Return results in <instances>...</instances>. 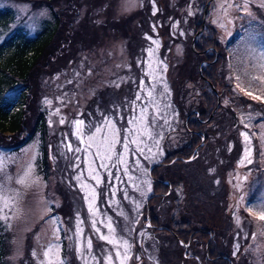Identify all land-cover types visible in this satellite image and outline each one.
I'll return each mask as SVG.
<instances>
[{
    "label": "rangeland",
    "instance_id": "obj_1",
    "mask_svg": "<svg viewBox=\"0 0 264 264\" xmlns=\"http://www.w3.org/2000/svg\"><path fill=\"white\" fill-rule=\"evenodd\" d=\"M89 1L0 0V8H13L16 12L15 24L20 23L31 34L41 29L44 20L52 18V9L59 11L62 15L61 30L65 33L59 35L56 42L62 43L70 35L68 32L72 17L68 18V15H73L71 9L76 11L80 8L81 16L85 17L90 6ZM98 1L101 0H94V3L98 4ZM105 1L104 6L109 5V0ZM143 1L116 0L118 14L126 15L127 25L136 30L126 38L137 41L133 57H129L126 52V39L118 41L119 35L112 31L106 35L96 33V36L83 33L81 38L86 39V47L82 43L81 48L75 51L74 45V50L69 55L65 56L66 52L65 57L52 60L55 65L52 70L43 68V60L49 58L47 52L39 67L33 71L29 100L31 106H25H34L37 114L40 112L43 115L46 133H38L18 151H11L12 147L0 145V209L3 210L0 211V216L9 217L7 222L0 220V223L11 235V239H8L11 249H8L6 264H41L45 260L43 252L50 244L60 246L64 264H82L77 259L75 249L84 245V238L87 237L92 239L93 254L102 256L103 252L112 249V245L98 239L91 222L96 219V227L106 234L107 228L99 223V220L106 217L112 218L117 236L132 244L131 259L127 264H196L192 258H185L183 248L175 240L165 238L170 236L169 233L155 232V236L161 239L157 243L143 222L146 218V203L155 186L149 175V168L188 144L189 135L185 130L188 116L181 115L179 110L173 108L169 59L172 62L175 57L183 60V43L189 41L188 35L194 32L191 21L203 12V8L199 5L201 0H171L183 4L170 14V0ZM244 3L245 0H215L209 12L210 22L216 28L218 38L228 55L226 64L219 70L223 75L218 91L222 108L229 110V119L221 125H214L215 134L211 135L208 146L213 152L209 150L208 153V148L205 151L202 149L200 157H195L192 161H172L155 168L153 175L167 184L170 183L174 188L168 199L153 198L150 208L152 216L162 225L173 226L172 218L175 222L187 220L192 222V228H212L217 234L222 232L223 227L231 228L228 217L234 221L236 219L237 237L245 239L247 233H255L254 238H250L253 240L252 244L241 253L239 261L243 264H264V220L260 219L261 213H264V67H261L264 65V7L261 6L264 0H248L247 10L243 8ZM161 6L165 9L166 17L159 22L162 18L159 15ZM140 7H144L141 13ZM118 14L115 13V16ZM133 14L134 19H129ZM104 17L105 15L98 17V22H103ZM171 25L173 31L170 34ZM106 26L115 27L114 24ZM162 29L166 39L171 38V42L164 41ZM3 37L2 35L0 40ZM174 37L183 38V43L174 42ZM154 40L159 42L158 46L153 43ZM170 43L175 44L173 52L170 50L163 55L161 48ZM149 49L153 50L152 56H149ZM150 65L154 70L153 76L146 75ZM164 65L167 66L166 71H163ZM141 80L145 85L144 90L140 88ZM153 86V96L150 99L147 90ZM184 87L186 89L180 90L177 98H182L183 102L188 90L186 112H195L196 106L201 103L202 91L194 82ZM137 92H140L141 100L135 99ZM120 94L126 95L128 106L132 109L127 113L122 110L123 113L118 115L104 114V101L108 98L121 106ZM95 95L98 99L94 103ZM253 96L260 98L253 99ZM145 107L147 112L144 115L147 118L146 123L149 124L151 138L146 134L139 136L143 141L141 146L145 148L144 155L125 153L132 179L129 180L124 174L123 165H119V172L116 167H112L113 175H119L121 179H113L111 185L114 187H110L108 172L100 169V162L96 160L95 167L103 180L97 186L88 175L92 157L83 151L87 145L81 143L75 135L77 129L74 121H84L83 138L87 141L95 127L103 125L107 117L121 129L120 136L123 140L124 128H142L138 118L141 116V109ZM110 111L112 110L108 108L107 112ZM230 111L236 113L235 120ZM134 117L137 120L129 125L128 120ZM61 119L64 120L63 124L60 123ZM28 127L30 129L33 126L29 124ZM5 133L11 134L8 141L10 144L23 136V132L21 135L19 132ZM242 133L249 136L250 143ZM156 141H159L158 147ZM0 143H6L1 133ZM69 144L72 151L67 147ZM43 146L49 148L51 164L46 170L48 172L42 175L37 159ZM77 147L81 149L80 152L75 151ZM116 147L117 151H122L121 145ZM135 147L130 145L131 149ZM149 148L152 149L151 152H148ZM248 150L251 152L250 156H246ZM90 151L94 153L95 148ZM249 159L251 163H248ZM136 160L140 161L139 167ZM29 169L26 184L17 183ZM80 174H83V181L96 188V207L99 209L96 217L89 212L88 203L83 198L85 193L80 189V182L75 179ZM145 181L150 183V191L149 183ZM221 186L224 190L229 188L227 192L232 200L231 208H238L233 216L226 211L224 200L218 199V196L223 195L219 193ZM113 191L116 192L115 196L112 195ZM125 192L128 199L124 198ZM251 197H254V201L247 206L246 202ZM65 199L67 207L69 203L67 215L56 213L54 210L60 209ZM5 201L8 203L7 208L4 206ZM137 204L140 205L139 208L136 207ZM80 221L83 223H79ZM78 223L83 229L84 238L77 235ZM141 251L147 252L146 261L143 260L142 253H139ZM33 252L36 253L35 256ZM243 254L245 255L242 256ZM200 260L202 264H206L205 259ZM89 264L94 262L89 260ZM116 264L119 262L116 261Z\"/></svg>",
    "mask_w": 264,
    "mask_h": 264
},
{
    "label": "trees",
    "instance_id": "obj_2",
    "mask_svg": "<svg viewBox=\"0 0 264 264\" xmlns=\"http://www.w3.org/2000/svg\"><path fill=\"white\" fill-rule=\"evenodd\" d=\"M209 1L210 4L205 28L202 32L198 33L203 26L205 6ZM214 1L215 0H201L199 5L203 8V12L199 13L198 16L191 21V26H193L194 32L193 34L188 35L189 41L183 43L181 41L183 38H173L174 42L177 41L178 44H185V51L182 54L184 55L183 60L179 57H175V60L173 59L172 62V60L169 59L173 108L179 110L181 115L186 114L187 117L190 114V116L187 125L185 124V130L189 135L188 144L168 154L167 157H169V159L172 157H191L197 146H200L198 152L199 155L197 156L200 157L202 154L200 151L202 149L205 151L208 148L211 143V135L213 136L215 134L213 129L215 128L214 125L217 123H220L221 125L224 121L227 122L229 119V110L228 108H222L221 101L218 104L217 93L214 89L216 88V90H218V85L221 82L223 75L219 70H221L222 65L224 63L226 64V61L228 60L226 50L218 38L217 30L210 22L209 12ZM107 3H109V5L104 6L106 4L105 0L98 1V4L94 3V0H90L88 3L90 6L87 8L85 17L84 15L81 16L82 10L80 8L76 11L71 9L73 15L70 13L68 15V18L72 17L68 32L70 35L67 36V41H63L62 43L56 42L59 35L65 33L61 30L62 15L59 11L52 9V18L44 20L41 29L35 34H31L29 30L20 23L15 24L16 12L13 8L9 6L0 8V37L2 35L4 36L3 39L0 40V133L3 135L6 142L0 143L1 146H10L12 147L10 148L11 151H18L26 146L29 141H32L38 133H46V122L43 120V115L40 112L37 114L34 106L28 108L25 105L31 106L29 100L31 99L32 93V74L37 66L39 67L40 61L44 58L47 52L49 58L43 60V68L52 70V68L55 67L52 60L63 57L66 52L67 54L65 56L69 55L70 52L74 50V45H76L75 51L82 46V43L85 44V47L87 46V42L84 41L86 39L83 40L81 38L83 33L88 36L92 33L96 36V33H103L106 35L112 31L119 35V41L122 38H129L131 32H136V30L131 29V27L127 25L125 18L126 15L120 13L122 14V16H120V14H118V3L116 0H109ZM182 4L183 3H177L176 1L171 2L170 0V14L178 10ZM97 9L99 10L96 12ZM143 10L144 7H140L139 13ZM164 12L165 9L161 6L159 15L162 18L158 20L159 22L166 17ZM115 13L118 15L115 16ZM139 13L135 12V14ZM135 14L129 16V19H134ZM103 15H105V20L103 22H98L97 18ZM109 24H114L115 27L106 26ZM172 31L173 25L170 26L169 33L171 34ZM135 34L136 33H134V35ZM196 34L195 49H193L191 44ZM161 35L164 36V41L170 40L171 42V38L169 39L167 37L166 39L163 29ZM132 39L125 40L127 42L126 52L129 57H133L137 49L135 46L137 41H132ZM173 46L175 47V44L170 43V45H164L161 48V53L165 55L170 50L173 52ZM221 51L224 52L221 53ZM203 61H206L204 65H202ZM51 64L53 66H51ZM190 82L197 84L202 91L201 103L196 106V110L199 111V116L197 112H193V110L186 112L185 101L188 90L185 93L183 102H181L182 98H177V96L180 95V90H185L186 88L184 86ZM97 99L98 96L95 95L94 103ZM109 101V98L106 102L104 101V106L108 105ZM230 109L233 110V108ZM230 112L233 113L232 118L235 120L236 113L232 111ZM232 118L230 117L234 122ZM29 124H32L33 127L27 129L29 128ZM6 131H10L12 134L19 132V135L23 132V136H20L19 140H16L14 144H10L8 141L11 134H6ZM203 136H205L204 141ZM219 144H217V146H219ZM209 150L210 152H213L212 148H208V153ZM50 161L49 148L43 146L40 152V157L37 159L38 169L42 175L48 172L46 170H48V167L51 164ZM160 185L162 187L164 186L167 190L168 184ZM174 196L176 197V194H174ZM65 202H67L66 199L60 206V209L58 208L54 211L56 213L59 212V214L67 215L69 203L67 207ZM187 222L188 221L185 220V223L188 224L189 227H192V222ZM191 229L192 233L194 227ZM9 235L10 234L5 231L3 224L0 223V264H6L5 262L7 261L9 254L8 249H11L8 244V239H11ZM180 246L182 247V245ZM194 261L196 264H200L198 259H194ZM236 264L243 263L239 261Z\"/></svg>",
    "mask_w": 264,
    "mask_h": 264
},
{
    "label": "snow or ice",
    "instance_id": "obj_3",
    "mask_svg": "<svg viewBox=\"0 0 264 264\" xmlns=\"http://www.w3.org/2000/svg\"><path fill=\"white\" fill-rule=\"evenodd\" d=\"M231 6V5H229ZM264 7V4L261 5ZM237 7H240L237 5ZM243 8L247 10L248 8V0H245V3L243 5ZM251 15V13H248ZM154 44L157 46L159 45L158 41H153ZM149 56L153 55V50L149 49ZM163 64V62H160ZM150 70L146 73V75L153 76L154 70L151 69V65L149 66ZM261 67H264V65H261ZM167 70V66H163V71ZM155 78V77H153ZM119 86V85H117ZM165 91H167V85L165 84ZM140 88L141 90H144L145 85L143 80L140 82ZM153 91H154V86L149 88L147 90V96L148 98H152L153 96ZM248 95H251V93H247ZM260 97L253 96V99H259ZM136 100H141V95L140 92H137ZM47 103H51L50 101H46ZM135 101H133V104ZM59 110H57L58 112ZM147 112V108L141 109V116L138 118L142 128H124L123 132L125 133L123 136V140H121V129L116 126V124L113 122V120L105 117V121L103 125L96 126L95 131L88 136L87 141L84 140L83 138V126H84V121L83 120H77L74 121V124L76 126V133L75 135L77 136L78 139L81 140V143H85L87 146L83 149L85 153L88 154L89 157H92V159L89 161V167H88V175L89 178L94 180L96 182V185L99 186L101 183H103V180L101 179L100 172L97 170L95 167L96 160H99V168L104 169L105 171L108 172V177H109V186L114 187L111 185V181L113 179L115 180H120L119 175H113L111 172L112 167H116L117 171L119 172L120 168L119 165L124 166V174L128 176L129 180L132 179V177L129 175V170L127 167V160L125 158V153L131 152L133 155L136 153H139L140 155H144L145 148L142 147L141 145L143 144V141L139 139V136L141 135H148L149 138H151V132L149 128V124L146 123V116L144 113ZM121 119H123L121 117ZM155 117L153 118V120ZM137 120L136 117H134L131 120H128V124L132 125L135 121ZM61 124L64 123V120L61 119L60 121ZM167 123V121H165ZM247 127V125H245ZM244 135L245 140L250 143V138L247 134L242 133ZM121 145L122 151H117V145ZM130 145H135V149H131ZM156 145L158 147L159 141H156ZM69 151H72L73 149L71 148V145H67ZM95 148V152H91L90 149ZM76 152H80L81 149L77 147L75 149ZM152 149L149 148L148 152H151ZM251 152L250 150L246 151V156H250ZM147 158V157H146ZM113 160H115V163H113ZM136 165L137 167L140 166V161L136 160ZM243 163V161H241ZM248 163H251V160H248ZM79 167V165H77ZM30 174V169L29 172L25 173V176L22 177L17 181V183H20L22 185L26 184L27 178ZM82 175H77L75 179L80 182V189L82 192H84V199L88 203V210L92 214L93 217H96L99 214V209L96 207V199H97V192L96 188L93 187V185L86 183L82 179ZM145 183H149L145 181ZM138 187V186H136ZM151 190L150 188V183H149V191ZM112 195L115 196L116 192L113 191ZM124 198L128 199L127 193L125 192ZM5 208L8 207L7 201H5ZM111 206V204L109 205ZM137 208L140 207L139 204L136 205ZM0 211H3L0 209ZM123 215V213H121ZM9 217L7 215L0 216V220H4L7 222ZM260 219L264 220V213H261ZM79 220V217H78ZM79 223H83V221H80ZM79 223L77 225V235L80 236L81 238L83 237V229L79 227ZM98 221L96 219H93L91 224L92 228L95 230L96 235L98 236V239L100 241H104L109 245H112V249L110 251H105L103 252L102 256H98L93 254V242L91 237L84 238L85 239V244L77 247L75 249L77 259H79L82 264H89V260L94 262V264H101V261L103 264H116V261L119 262V264H127V261L131 259V248L132 244L127 240L122 237H118L116 234V229L114 227V223L112 221L111 217H106L105 219L99 220V223L102 224L105 228H107V233H102L100 228L96 227ZM11 225H8L10 227ZM143 235V233H141ZM239 246H237L238 250ZM235 254V253H233ZM36 253L33 252V256H35ZM43 256L45 257V260L41 262V264H64L63 258L60 255V246L58 244H50L47 249L43 252ZM136 259H139V257H136Z\"/></svg>",
    "mask_w": 264,
    "mask_h": 264
},
{
    "label": "flooded vegetation",
    "instance_id": "obj_4",
    "mask_svg": "<svg viewBox=\"0 0 264 264\" xmlns=\"http://www.w3.org/2000/svg\"><path fill=\"white\" fill-rule=\"evenodd\" d=\"M119 97L121 99V106H119L117 102L110 100L109 104L104 106V112H103L104 114L115 113L116 115H118L120 113H123L122 110H124L125 113H127L128 110L132 109L130 106H128L129 102L126 101L128 99L126 95L120 94ZM108 108L111 109L112 111L107 112ZM95 113H97V111ZM189 158L190 157H172L171 159H169V157H165V159L162 160L161 163L159 164L163 166L165 164L171 163L174 159L176 161H188ZM155 168L152 170V175H150L155 186L153 189V193L150 195V197L147 200L145 207L146 218L145 221L143 222V225H145L147 229L151 231L152 234L151 236L153 237V239L157 243H160L161 239L155 236V232L158 231L167 232L169 233L172 239L170 238V236H167L165 238L170 241L175 240L180 245H182V247L184 248L183 251L186 259L188 258L189 259L192 258L193 260L198 259L200 264H202V261L200 259H205L206 264H236L241 257L240 256L241 253H244L247 249V246L249 247L252 244L253 240H251L250 238H254L255 233L252 231L251 235L247 233L245 235L246 236L245 239L244 238L240 239L239 237H237L238 231H237V226L235 225L236 219L234 221V219L231 217H228L229 225L231 226V228L225 229L223 227L221 230L222 232L220 234H217V232L214 231L212 228L207 229L206 227H199V226L194 228L193 232L191 233L192 227H189V225L185 223V220L175 222L174 218H172L173 226L160 224L157 218H154L152 216L150 202L155 197L168 199L172 195L174 186L173 185L171 186V184L169 183L167 190L166 188H164V186L162 187L160 184L167 185V183L164 182L163 179L157 178L156 176L153 175ZM227 189L229 188L226 187V190H224V187L221 186L219 188V193L223 195L222 196L217 195V196L218 199L224 200L223 202L227 207L226 211L231 216H233L235 214V211L236 210L238 211V208L237 207L231 208L232 200L229 199V192H227ZM253 201H254V197H251V199L247 200L246 205L249 206ZM244 241L246 243H244ZM237 246H239L238 250H237ZM252 251L255 250L252 249ZM139 253H142L141 256L143 260L146 261V258L148 257L146 255L147 252L141 251ZM244 255L245 254H243L242 256ZM237 256L239 258H237Z\"/></svg>",
    "mask_w": 264,
    "mask_h": 264
},
{
    "label": "water",
    "instance_id": "obj_5",
    "mask_svg": "<svg viewBox=\"0 0 264 264\" xmlns=\"http://www.w3.org/2000/svg\"><path fill=\"white\" fill-rule=\"evenodd\" d=\"M209 4H210V1L206 4V6H205V12H204V24H205V20H206V17H207V13H208V8H209ZM204 24H203V26H204ZM203 29H201L199 32H201ZM195 41H196V36H194V38H193V40H192V44H191V46H192V48L193 49H195ZM206 63V61H203L202 62V65H204ZM215 89V91H216V93H217V97H218V104H219V102L221 101V99H220V93L218 92V90H216V88H214ZM197 112V114H198V116H199V111H196ZM204 143V142H203ZM202 143V144H203ZM199 147L200 146H197L196 148H195V150H194V153H197L198 152V150H199ZM194 157H196V154L195 155H193V156H191V158H189L188 159V161H191V160H193V158ZM174 161V160H173ZM159 164H154V165H152L150 168H149V174L150 175H152V170L156 167V166H158ZM153 196V195H152Z\"/></svg>",
    "mask_w": 264,
    "mask_h": 264
},
{
    "label": "bare ground",
    "instance_id": "obj_6",
    "mask_svg": "<svg viewBox=\"0 0 264 264\" xmlns=\"http://www.w3.org/2000/svg\"><path fill=\"white\" fill-rule=\"evenodd\" d=\"M207 15H208V13H207ZM206 18H207V17H206ZM205 22H206V20H205ZM203 24H204V17H203ZM204 28H205V24H204V26H202L201 29H204ZM201 29H200V30H201ZM200 30H199V31H200ZM199 31H198V33H200ZM202 31H203V30H202ZM202 31H201V32H202ZM198 33H197V34H198ZM197 34H196V35H197ZM204 139H205V136H203V141H204ZM174 160H175V159H174Z\"/></svg>",
    "mask_w": 264,
    "mask_h": 264
}]
</instances>
